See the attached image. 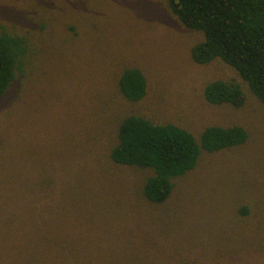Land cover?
<instances>
[{"label":"rangeland","instance_id":"374dc122","mask_svg":"<svg viewBox=\"0 0 264 264\" xmlns=\"http://www.w3.org/2000/svg\"><path fill=\"white\" fill-rule=\"evenodd\" d=\"M0 26L30 44L0 97V264H264V103L222 59L194 60L204 33L168 0H0ZM131 67L147 79L138 101L118 87ZM218 79L245 103L208 101ZM129 115L249 135L203 150L156 203L152 169L111 157Z\"/></svg>","mask_w":264,"mask_h":264},{"label":"trees","instance_id":"16d2710c","mask_svg":"<svg viewBox=\"0 0 264 264\" xmlns=\"http://www.w3.org/2000/svg\"><path fill=\"white\" fill-rule=\"evenodd\" d=\"M172 11L204 38L192 48L198 63L220 58L233 66L264 103V0H168ZM30 50L28 36L0 26V97L9 89ZM120 92L131 101L147 91L144 72L127 68L118 79ZM208 101L236 107L246 101L237 81L214 80L205 89ZM248 131L240 126H207L200 137L173 123H156L138 115L124 117L111 157L119 165L152 169L143 194L156 203L171 196L175 178L193 170L203 150L215 152L243 144ZM58 264H74L73 262ZM77 264V263H76Z\"/></svg>","mask_w":264,"mask_h":264}]
</instances>
